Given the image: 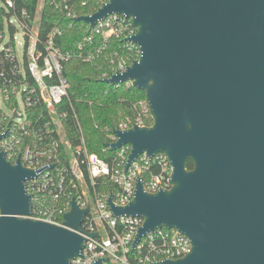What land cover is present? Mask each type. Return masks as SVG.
Here are the masks:
<instances>
[{
    "label": "water",
    "instance_id": "obj_1",
    "mask_svg": "<svg viewBox=\"0 0 264 264\" xmlns=\"http://www.w3.org/2000/svg\"><path fill=\"white\" fill-rule=\"evenodd\" d=\"M111 14L133 19L142 57L102 81L144 92L153 124L114 129L107 146H131L126 170L143 154L163 153L173 166L169 190L149 193L139 179L127 206L109 197L115 218L144 220L133 249L169 228L191 252L155 264H264V0H110L76 21L92 30ZM35 177L0 148V264H72L90 207L73 200L67 228L28 218Z\"/></svg>",
    "mask_w": 264,
    "mask_h": 264
},
{
    "label": "built area",
    "instance_id": "obj_2",
    "mask_svg": "<svg viewBox=\"0 0 264 264\" xmlns=\"http://www.w3.org/2000/svg\"><path fill=\"white\" fill-rule=\"evenodd\" d=\"M25 1L18 8V0H6L5 9L0 10V136L8 133L0 141V148L9 162L15 165L21 160L24 167L36 173L35 178L26 182L33 204L28 218L67 228L65 216L73 200L82 209L90 207L81 231L77 232L85 238V246L72 264H95L99 260L101 264H155L183 258L191 252L192 243L177 229L149 232L133 249L144 220L115 218L108 204L113 194L117 206H127L135 198L139 179L149 193L171 189L173 166L168 157L163 153L152 157L143 154L126 170L132 148L125 145L115 151V160L110 163L89 152L76 114L72 119L79 142L75 145L68 138L73 104L65 65L75 61L94 66L106 63L102 80L125 72L142 57L141 47L132 41L138 32L133 19L111 14L97 21L92 30L84 23L89 34L69 50L56 43L63 34L57 28L39 46V24L47 5L66 19L78 22L79 8L92 10L85 15L92 16L110 0H37L34 11L27 7L31 0ZM13 20L23 33L22 63L13 43L16 33ZM7 29L12 38L8 43ZM124 84L132 87L131 82ZM136 110L133 119L121 122L116 129L152 126L146 99L138 102ZM113 130L106 129L110 143L117 140ZM113 188L115 193L111 191ZM95 233L98 237H92Z\"/></svg>",
    "mask_w": 264,
    "mask_h": 264
},
{
    "label": "trees",
    "instance_id": "obj_3",
    "mask_svg": "<svg viewBox=\"0 0 264 264\" xmlns=\"http://www.w3.org/2000/svg\"><path fill=\"white\" fill-rule=\"evenodd\" d=\"M25 2L18 0V8H21ZM36 3L37 0H31V5L27 4L28 9L34 11ZM92 12L88 8H79L77 16H85ZM57 28L62 30L63 34L56 43L66 50L71 49L89 34V29L84 23L68 20L47 5L39 24V46ZM106 68V63L94 66L75 61L65 65L64 73L69 83V98L74 111L70 112L71 118L67 126L68 138L77 145L80 136L76 122L72 119V115L76 114L89 152L112 163L116 152L107 149L110 139L106 129H116L121 122L133 119L137 114L136 105L145 100L146 95L134 87H128L127 84L115 86L104 83L102 74ZM149 123H152V119ZM187 166L188 169H192V162L189 161ZM111 191L115 193L114 188Z\"/></svg>",
    "mask_w": 264,
    "mask_h": 264
},
{
    "label": "rangeland",
    "instance_id": "obj_4",
    "mask_svg": "<svg viewBox=\"0 0 264 264\" xmlns=\"http://www.w3.org/2000/svg\"><path fill=\"white\" fill-rule=\"evenodd\" d=\"M5 1L6 0H0V10L5 9ZM13 24L16 26V33L14 34L15 41L13 43H15V45H16V52H17L18 59L22 63L23 62V54H24L23 33H22V29H21L20 25L18 23H15L14 20H13ZM8 42H12V38H11V34H10L9 30L7 29L6 30V43H8ZM19 103H20V106H22V100L21 99H20Z\"/></svg>",
    "mask_w": 264,
    "mask_h": 264
},
{
    "label": "flooded vegetation",
    "instance_id": "obj_5",
    "mask_svg": "<svg viewBox=\"0 0 264 264\" xmlns=\"http://www.w3.org/2000/svg\"><path fill=\"white\" fill-rule=\"evenodd\" d=\"M193 164V163H192Z\"/></svg>",
    "mask_w": 264,
    "mask_h": 264
}]
</instances>
